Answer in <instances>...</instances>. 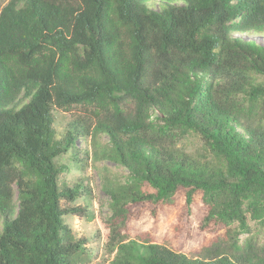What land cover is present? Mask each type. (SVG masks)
Here are the masks:
<instances>
[{"label":"trees","instance_id":"1","mask_svg":"<svg viewBox=\"0 0 264 264\" xmlns=\"http://www.w3.org/2000/svg\"><path fill=\"white\" fill-rule=\"evenodd\" d=\"M263 32L264 0H9L0 10V264L87 260L66 223L80 208L62 200L93 194L84 175L60 178L87 164L80 137L91 159L127 170L123 184L102 180L111 264H264V241L247 223L264 227V44L248 38ZM60 111L71 119L58 132ZM188 134L205 155L182 147ZM178 192L187 205L200 195L205 221L236 223L229 239L192 256L121 235L130 203L162 207Z\"/></svg>","mask_w":264,"mask_h":264},{"label":"rangeland","instance_id":"2","mask_svg":"<svg viewBox=\"0 0 264 264\" xmlns=\"http://www.w3.org/2000/svg\"><path fill=\"white\" fill-rule=\"evenodd\" d=\"M9 0H0V10ZM258 43L264 44V32L252 33L248 36ZM70 112L83 115L82 109L75 108ZM93 120L91 115H86ZM71 119V115L66 112H57L55 126L58 132L63 131L66 123ZM101 143H106L108 137L104 134L100 136ZM76 143L81 148L92 151L88 141L77 138ZM182 147L188 152H199L206 154L203 141L194 134L185 135L181 139ZM91 151L87 164L78 167L69 165L71 170L64 172L60 178L65 182L75 181L78 175H84L91 188L92 196L86 201L83 196L76 200H62L63 207L79 206V211H73L66 215V223L71 227L77 238H84V251L87 260L83 264H111L115 251H111L110 229L106 226V219L111 215L108 202L110 196L102 188V180L108 179L114 183H124L127 177V170L108 158L91 159ZM70 163L68 157L62 158ZM83 168V170H82ZM150 190V189H149ZM127 219L123 226L119 227V232L126 239H137L150 242L161 243L169 248L184 252L188 255H199L203 249L209 246L213 240L229 239L228 228L236 229V223H231L229 227L214 225L212 221H205L206 207L200 195H195L192 202L187 205L183 192L175 194L173 201L169 205L160 207L152 202H141L129 204ZM250 233L255 236V240L262 243L264 241V227L253 221H247ZM233 237L241 241L245 234H237Z\"/></svg>","mask_w":264,"mask_h":264}]
</instances>
